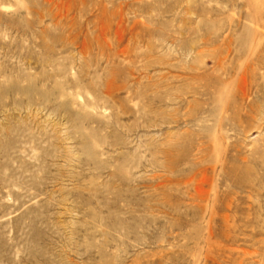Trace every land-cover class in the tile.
Here are the masks:
<instances>
[{
	"label": "rangeland",
	"instance_id": "374dc122",
	"mask_svg": "<svg viewBox=\"0 0 264 264\" xmlns=\"http://www.w3.org/2000/svg\"><path fill=\"white\" fill-rule=\"evenodd\" d=\"M0 264H264V0H0Z\"/></svg>",
	"mask_w": 264,
	"mask_h": 264
}]
</instances>
